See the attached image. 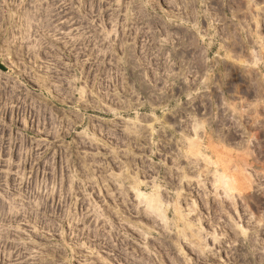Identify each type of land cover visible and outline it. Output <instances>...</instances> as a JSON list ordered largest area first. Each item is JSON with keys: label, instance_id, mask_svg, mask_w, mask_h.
Here are the masks:
<instances>
[{"label": "rangeland", "instance_id": "1", "mask_svg": "<svg viewBox=\"0 0 264 264\" xmlns=\"http://www.w3.org/2000/svg\"><path fill=\"white\" fill-rule=\"evenodd\" d=\"M0 264H264V0H0Z\"/></svg>", "mask_w": 264, "mask_h": 264}, {"label": "bare ground", "instance_id": "2", "mask_svg": "<svg viewBox=\"0 0 264 264\" xmlns=\"http://www.w3.org/2000/svg\"><path fill=\"white\" fill-rule=\"evenodd\" d=\"M256 24L258 25V21H256ZM257 25H256V26H257ZM232 38H234V34L232 35ZM234 43H235V41L233 42V44H234ZM235 47H236V46L233 45V49L231 48V51H232V52H233V51L236 52V48H235ZM256 54H257V53H256ZM257 58H258V57H257ZM257 60H258V59H257ZM190 143H191V145L194 144L193 141H191ZM157 200H158V199H156L155 201L158 202ZM155 206H156V205H155ZM154 208H155V207H154ZM157 208L159 209V207H157Z\"/></svg>", "mask_w": 264, "mask_h": 264}]
</instances>
